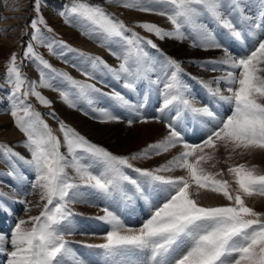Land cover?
<instances>
[{"label": "snow or ice", "instance_id": "obj_1", "mask_svg": "<svg viewBox=\"0 0 264 264\" xmlns=\"http://www.w3.org/2000/svg\"><path fill=\"white\" fill-rule=\"evenodd\" d=\"M124 8L165 16L172 25L171 30L160 26L140 22L136 27L144 29L160 40L191 39L192 47L203 50H222L223 58L209 61L213 65L208 70L217 71L216 64L227 66L226 74L209 83L210 94L217 101L229 106L230 114L220 118L208 106L197 107L187 95V89L180 80L183 72L180 62L160 52L158 45L151 39L133 31L123 21L101 5L91 0H72L69 12H60L68 23V16L74 17L82 29V35L94 39L99 46L107 48L119 64L108 65L102 57L81 52L64 41L49 39L41 31L48 27L42 15L33 19L28 27L34 31L27 43L22 58L13 52L6 61L5 83L9 86L8 114L14 125L25 135L22 142L30 157L24 158L4 144H0V162L7 163L9 175H14L17 160L29 165L35 178L29 195H38L39 200L22 201L26 213L32 208H40L38 215H28L19 219L10 234H0V255L6 257V264H85L77 258L70 247L66 235L73 234L68 225L72 218L81 215L71 207L74 204H86L100 207L104 215L95 217L108 225L103 243L84 245L99 249L104 264H264V212L249 206L247 198L264 197V174L257 172V166L246 163L231 165L227 172L233 177L228 180L217 179L223 175V169L211 173L204 164L215 160L214 153L222 147L228 153L249 154L264 152V39L249 54L233 56L227 47L221 44L214 32L204 22L210 17L236 40H242L246 33L264 27V0L258 15H249L244 11L240 0H156L164 5L156 8L152 0H105ZM34 12L39 14V0H34ZM238 11L240 20L234 21L232 13ZM3 17H0L2 19ZM241 27H237V24ZM46 47L51 55L63 58L65 51L77 52L84 58L83 66H72L81 72L87 80H77L71 74L59 71L44 59L34 47V43ZM156 49L171 69L164 83L163 112L170 108L181 112H190L195 116L208 117L214 125L198 143L184 140L181 132L172 122H166L167 135L160 141L148 145L141 152L130 157L117 156L103 147L92 144L75 129L59 122L63 141L54 134L51 126L34 110L28 102L34 96L42 105L51 106V101L42 95L38 88L57 91L69 107L76 108L81 100L93 103V95L102 93L94 83L96 73L106 70L116 79L124 81V86L134 89L135 83L149 78L154 63L146 47ZM57 47L61 50L58 52ZM24 60L34 63L39 73V81H31L22 72ZM64 62H68L65 60ZM205 67V65H201ZM238 70V71H237ZM59 78L60 84L52 81ZM216 87L212 88V84ZM224 84L222 90L219 85ZM225 91L227 94H225ZM110 97L136 112V119H128L131 126L135 122L147 123L139 109L119 92ZM101 122H119L121 117L106 110H99ZM87 114V113H85ZM55 119V113H49ZM156 122L160 117H153ZM177 146L182 151L171 160L155 169L135 167L131 162L137 159H150L159 156ZM64 147L65 151H61ZM206 149L213 150L206 152ZM227 163V160L225 161ZM215 167V163L212 164ZM126 169L138 174L130 176ZM182 170L179 176L163 175ZM202 190L218 194L229 203L221 206H203L191 191ZM152 187L159 201L152 202L147 191ZM90 191L95 200L105 202L119 196L131 200L133 196L148 202L153 210L150 217L139 227L125 224L123 219L108 203L98 205L85 194ZM131 193V194H130ZM85 234V233H82Z\"/></svg>", "mask_w": 264, "mask_h": 264}, {"label": "rangeland", "instance_id": "obj_2", "mask_svg": "<svg viewBox=\"0 0 264 264\" xmlns=\"http://www.w3.org/2000/svg\"><path fill=\"white\" fill-rule=\"evenodd\" d=\"M248 1L249 2L251 1V3H252L254 0H248ZM258 1L259 0H255L254 3H252V8H251L252 11L251 12L254 11V15L252 14L253 16H255V10L254 9L257 7V3H259V5L261 4L260 3L261 1H259V2ZM39 3H40V12H39V14H37L33 10L34 0H0L1 10L3 13L5 12L4 16L7 17L6 18L4 16H1L3 18L0 20V22H1V24H0V34H1L0 38L2 36L8 37L10 34H12L13 36L15 35L13 38L14 44L12 46H10V45H6V47L2 46L4 49V52L2 53V59L5 63V66H6V61L8 60L9 56L13 52L18 54V59L22 58V54L25 50V47H26L27 43L30 42L31 35L34 31L31 27H28V25H30V22L33 19L38 18V15H42L43 18L46 20L48 27H50L53 30L52 32H48L47 29L44 28L43 25H40L41 31L44 33V35L46 37H48L49 39L55 40V41H64L67 45H69L72 48L77 49L81 52L90 53L94 56L102 57L103 60L106 61L108 65L113 66V64L111 63V60H110V55L107 52L103 53L99 50H93L87 44H81L79 42H76L73 38H71L67 33L64 32L63 27H70V28L74 29L76 32H78L81 36H83L87 41L93 40L92 42H96V41H94V39H90L88 36L82 35V29L79 26V24L75 21L74 17L68 16L69 22L66 23L65 18L59 15L60 12H65L66 14L69 12V9H70L71 4H72V0H58L57 2H53V0H39ZM91 3L96 4V5H101L102 7H104L107 10V12L113 14L115 18L123 21L128 27L132 28L133 31L139 33L141 36H144L147 39L153 40L158 45V48L162 49L161 46L164 44L165 40L162 41V45H161V42H159L160 39L155 37L153 34L146 32L144 29L136 27V25L140 22H149V23L156 24V25L160 26L161 28L168 30V27L166 26L167 24L165 22H162L159 20H152V19H144V20L127 19L119 11V9L124 8L122 6H117L116 4L106 3L105 0H91ZM240 3L243 6L244 11H245L246 6L248 7V2L246 1V5H245L244 1L240 0ZM152 4L156 8H163L164 7V5L162 3H158V2H156V0H152ZM57 5H60V6H57ZM27 7L31 8L30 9L31 13L28 15L27 24L20 25L18 22H15L14 19L16 17L22 15V13L26 10ZM238 13H239L238 11H234L232 13V18H234ZM204 22L208 25V27L210 29L212 28V31H214V33H215L214 27H216V25H217L215 23V21H213L210 17H205ZM12 23H14V24H12ZM9 31H11V32H9ZM142 31H144V32H142ZM260 32L262 33L261 39H264V30L261 29ZM225 33L226 34H223V37L225 36V38H223L222 42H224V44H225L224 46L227 47L229 49V52L235 57H241V56H245V55L249 54L255 47H257L258 42L260 40V38H256L253 34L250 35V34L246 33L245 37H244V41H242V40L238 41L235 38L231 37L227 31ZM244 42L248 43V46L246 48H244V44H243ZM33 43H34L35 50L40 55H42L44 57V59L48 60L49 63L53 66V68H55L59 71L67 72V73L71 74V76L77 80H81V81L87 80V78L85 76H83L81 74V72L77 71V69L72 66L73 64H76L77 67L83 66V67L91 70L90 65L84 63V58L79 56V54L77 52L65 51L64 57L58 58V56H56V55H51L46 47L37 45V44H35V42H33ZM60 50H61V48L57 47V51L59 52ZM145 50H146V48H145ZM159 56L160 55L151 56L153 59V63H156V61H158ZM195 58L196 59H194V60H198L199 62L193 61L192 62L193 67L191 68V70H187V72H185V73L183 72V74L182 73L180 74V80H181L182 84L187 89L186 94L190 96V98L192 99L195 106H197V107L208 106L214 113H216V115L218 117H220V118L226 117L227 115H225V114H227L228 112L230 114L229 106L222 101H217V99L210 94V89H209L208 85L215 78L224 76L226 74V71L230 70V69H228L227 66H221L219 64H216L215 67L217 68V71H211L208 69L213 67V65L209 64L208 62L209 61H218L220 59H218L217 57H214V58L209 57V58H205V59L203 58L202 59L203 62H202L200 60L201 59L200 57H195ZM65 60H67L68 62L67 63L64 62ZM175 60H177L178 62L181 63V61H179L181 59L175 58ZM158 62L160 64H162V59H160V61H158ZM195 63H196V66H195ZM201 63H202V65H205V67H203L204 68L203 72L196 70L198 65ZM162 65H161L162 66L161 69H164L165 72L162 73L161 75L164 76V79H160V81H157L156 77L150 75L149 78H147V79H141V80L136 81L134 89H131V90L128 89V92H127V89L123 90L124 81L116 79L111 73H108L106 70L97 72L96 73V79L95 80H88V82L94 83L97 88L101 89V87H103V88L105 87V84H104L105 82L109 83V81H110L112 83L111 88L112 89L114 88L113 89L114 91H116V92L119 91V93L124 95L126 97V99L128 101H130V103H133L135 108L139 109L140 114L143 117L148 118V120H153L152 119L153 117L159 116L161 118L159 122H162L164 125L166 124V122H172L175 125V127L177 128V130H178V127L180 125L188 126V125H191L193 123L196 126L195 131L198 129H202V127L204 126L203 131H202L203 133L199 138H197V137L184 138L183 137L184 140L187 142L198 143L207 134L206 131L209 127L208 125L214 124V121H212L208 117L195 116V115L191 114L190 112H181L179 115H177V109L176 108H170V109L165 110L163 112L159 111V109L162 106L161 101L163 99V96H162L163 92L162 91L164 89L163 88L164 83L166 82V80L168 78V74L171 71V69L165 63ZM113 67H115V66H113ZM157 67L158 66L154 67V70H156ZM159 70H160V68H159ZM30 71L33 72L32 75H30V73H29ZM22 72L25 73L27 75L28 79L31 81H37L38 82L40 79L36 66L34 65L33 62H31L29 60H24ZM102 74L107 76L108 80L101 81V80H103ZM120 81H122V82L119 83ZM52 82L54 84H60L59 78H57V80L52 81ZM154 82H157L156 86H162L161 94L159 96L157 95L159 97V99H156V96L153 95L154 93H153V87H152L151 83H154ZM116 85H119V86L115 87ZM140 86H141L142 90L139 89ZM215 87H216V85L213 83L212 88H215ZM219 87L223 90L225 88V85L220 84ZM48 89L49 88H38L37 90L40 91L43 96H45L48 100L51 101L50 107L42 105L34 96H30L28 98V102L33 106L35 111H37L41 114V117L53 129L54 134L57 135L58 137H60L62 141H63V133L60 131V128H59V122L60 121H63L65 124L70 126L72 129H75L76 132H78L80 135L84 136L92 144L103 147L107 151H109V152H111L117 156L123 155L126 157H130L133 154L141 152L148 145L160 141V140L152 141V142L148 143L147 145H143L140 149H137L136 151L131 152L129 154L127 152H123V151L121 152L122 154L117 153V151L111 149L113 147L108 142H105V141L101 142L99 139L94 140L91 137H89L88 135H86L85 133L81 132L77 127H75L73 124L68 122L66 119H64V118L59 119L57 110L54 108V99L49 95ZM121 91H123V92H121ZM139 91H141V92H139ZM107 92H111V91H107ZM225 93L227 94L226 91H225ZM209 98H212L213 108L211 107V105H208V103H207L208 102L207 100ZM92 99H93L94 104H89L85 100H81V101L77 102V106L81 105L80 108L78 109L79 112L82 113L81 115H83L84 117H86L90 120L93 119V120L97 121V119H98L97 114H100L99 110H101L103 108L104 109L109 108L111 110L117 111L118 116L121 117L120 121L117 122V125L119 126V128L122 126H125V127L129 126V124L127 123L128 119H134V120L136 119V115L133 114V112L135 113V111L131 107H125V106L119 104L118 102H116L112 98L106 99L104 97V95L102 96L99 93H97V94L93 95ZM92 105H94V106H92ZM101 106H103V108ZM90 107H92V108H90ZM214 108H216V109H214ZM50 112L56 113L55 119H53L52 116H49ZM85 113H87V114H85ZM45 116H49V118H45ZM96 116H97V118H96ZM52 120L55 121V124L52 123ZM100 123H103V122H100ZM138 123L139 122H135L131 126H129V127H131V131H125V130L120 131V133L122 132L121 134L123 135V137L129 140L128 142L134 141L135 136H134V133H132V127L135 124L137 125ZM118 135H119V133H118ZM197 139H200V140H197ZM0 144L10 146L14 152L19 153L20 156L25 158V156H24L25 154L22 153L21 151H18L17 145L14 146L11 143V141H6V140L0 139ZM61 151L62 152L65 151V148L62 147ZM132 163L134 164L135 167L138 166L139 168H143V169H155V168L159 167L160 165L165 164L164 162H162L160 165H153V167L152 166L144 167L142 165H138V164L136 165L135 162H132ZM1 164L3 165L2 167H5V168L7 167V163L1 162ZM126 171L128 174L130 173L129 174L130 176H134V177L138 176V174L136 175V173L130 169H126ZM30 172H31V170H30ZM24 173H26V172H24ZM134 173H135V175H134ZM19 176H21V175L19 174ZM25 176H29V179H32L31 181L33 183V181H34L33 176H31L30 174H26V175H24V178H25ZM15 177H16V175H15ZM2 179H3V176L1 177V180ZM1 180H0V182H1ZM31 181H30V183H31ZM15 183H17L16 180L13 181V184H12L13 188L15 187L14 186ZM3 184L7 185V183H4V182H3ZM31 186H32V184H30V189H29L30 191H31ZM1 190H4V188L0 185V191ZM30 191H29V193H30ZM147 191L152 194V195H150L151 201L154 198H155L154 202H156L157 200L158 201L160 200V197L155 195V192H154L152 187H148ZM85 192H87V193H85V194H87V196H89L92 199H95V197L93 196V194L90 191L85 190ZM8 194H9L10 199L14 200L12 203L17 205L16 206L17 208L20 207L18 209V212H20V211L24 212L25 211V204L22 203V201H25L28 199L20 198V197H23V194L20 195L19 197H16L12 193L14 198L10 193H8ZM90 194H91V196H90ZM156 197H158V198H156ZM95 203L98 205H103L104 203H108L110 209L115 211L123 219V221L126 219L124 221L125 224L128 226L130 225L132 227L141 226L142 223L145 222L150 217L149 215H151L147 211L145 213L142 211L143 215H142L141 211L138 212V209L142 210L143 208H145L147 206V204L145 203V201L143 199L137 198L136 196H133V198L131 200H124V199H121L119 196H115L110 201L105 202L103 200H98V201L95 200ZM13 204H6V202L0 198V217L5 216V218H6L5 220L7 221L6 226H9L8 232L6 234H10L12 232L11 230H13V228H14L13 225H14V223L16 224V222H17V220L14 218V214H13V212L16 210L15 207L13 208ZM220 205H224V204H220ZM73 210L77 213H80L81 215H77V216L72 218L73 224L76 225L77 227H71V228L77 229L79 227L78 228L79 231L84 232L85 235L89 233V235H87V236H89V238L86 239L85 241H82L79 239L73 240L74 242L71 240L69 241L70 247L73 248V252H74L75 256L77 258L83 260L85 262V264H104V260H103V257L101 255V252L99 249L85 247L84 245H86V244L87 245H94V244L103 243L104 240L100 239L99 237H102V234H105L109 230L108 225H106L104 222L100 221L99 219L94 218V217H99L100 214L90 213L87 210H85L84 207L83 208L74 207ZM9 214H10V217H9ZM5 220L3 221L0 218V223L5 222ZM10 220L12 222H10ZM88 220H89V222H88ZM95 222H96V224H95ZM85 224H86V227H85ZM90 224H92V225H90ZM87 225H90V226L87 227ZM80 226H83V227L80 228ZM0 229L3 230L5 228H4V226L0 225ZM100 233H102V234H100ZM93 234H98V236L97 235L94 236ZM97 237L99 239H97ZM94 253H96V254H94ZM0 262H2L3 264H6V257L4 255H0ZM68 264H72L71 259H69Z\"/></svg>", "mask_w": 264, "mask_h": 264}, {"label": "bare ground", "instance_id": "obj_3", "mask_svg": "<svg viewBox=\"0 0 264 264\" xmlns=\"http://www.w3.org/2000/svg\"><path fill=\"white\" fill-rule=\"evenodd\" d=\"M57 1L58 0H53V2H57ZM243 1H244L245 5H246V1L248 2V7L246 6L245 13L249 14V15H252V14L254 15V11L251 12L252 11L251 8H252V3H254L255 0L252 3H251V1L249 2L248 0H243ZM259 1H261V0H259ZM57 6H60V5H57ZM30 9H31L30 7H27L26 10L22 13V15L16 17L14 19V21L18 22L20 25L27 24L28 15L31 13ZM254 10H255V15H258L260 13V11L262 10L261 4L259 5V3H257V7ZM119 11L127 19H131V20H139V19L140 20H144V19L159 20V21L165 22L167 24L166 26L168 27V30L172 29V25L170 24V22L167 20V18L165 16L140 12V11H136V10H132V9H128V8H122V9H119ZM4 14H5V12L4 13L2 12L1 4H0V17L4 16ZM4 17H6V16H4ZM233 20L239 21L240 20V13H238L233 18ZM0 24H1V22H0ZM12 24H14V23H12ZM237 26H238V28L241 27V25L239 23L237 24ZM214 28H215L214 34L217 37L218 41L221 44L225 45L224 42H222V40H223V38H225V36L223 37V34H226L225 33L226 30L220 26H217V25ZM261 29L264 30V27L257 29L254 33L250 32L247 34H250V35L253 34L256 38L261 39L262 38L261 37L262 33L260 32ZM63 30L71 38H73L76 42H79L81 44H87L93 50H99L103 53L107 52L110 55V60H111V63L113 64V66H117L119 64V61L109 53L107 48L99 46L97 42H92L93 40L87 41L83 36H81L78 32H76L74 29H72L70 27H63ZM211 30H212V28H211ZM9 32H11V31H9ZM142 32H144V31H142ZM0 36H1V34H0ZM14 36L12 34H10L8 37L2 36L0 38V139L6 140V141H11V143L14 146L17 145L18 151H21L22 153L25 154L24 155L25 158H29L30 153L24 147V145L22 143L26 139L25 135L22 132H20L18 128L15 127L13 118L11 117L10 114H8V109L10 107L9 86L5 83V79H4L7 69H6L5 63L2 59V53L4 52V49L2 46H5V47H6V45L12 46L14 44V40H13ZM244 37H245V35H244ZM162 41L163 40H159V42H161V45H162ZM242 41H244V38L242 39ZM191 43H192V41L190 39H184L183 41H180V40L168 38V39H165L164 44L161 46L162 49H159V50L163 54H166L168 57H171L173 59H175V58L181 59L179 61H181L180 64H181V67H182L184 73L187 72V70H191V68L193 67V65H192L193 61L194 62L198 61V60H194V59H196L195 57H200L201 58L200 60L202 61L203 58L205 59V58H209V57H212V58L217 57L218 59H221L224 56V53L222 50H203L202 48H199V47H192ZM243 44H244V48H246L248 46V43L244 42ZM146 51L149 52L150 56L160 55V52H157L156 49H151L150 46L146 47ZM160 59H162V64H164L165 62H164V59L161 55L159 56L158 61H160ZM158 61H156V63H154V67H156V66H158V67L156 68V70H154L152 73H150L149 76L150 75L154 76V77H156L157 81H160V79H164V76L161 74L164 73L165 71H164V69H161V67L163 65L160 64ZM201 65H202V63L198 65L196 70L203 72L204 68L201 67ZM195 66H196V63H195ZM159 68H160V70H159ZM183 72H182V74H183ZM29 73H30V75L33 74V72H31V71ZM102 79L103 80H101V81L108 80V77L105 76L104 74H102ZM121 82L122 81H120L119 83H121ZM104 84H105V87L104 88L101 87V92L109 94V95H104V97L106 99L111 98L110 94L112 92H114V90H113L114 88L113 89L111 88L112 83L109 81V83L105 82ZM151 84L153 87V93H154L153 95L156 96V99H159L158 96L161 94L162 86H156L157 82H154ZM117 86H119V85H116L115 87H117ZM124 88H123V90L127 89V92H128V88H126L125 86H124ZM139 89L142 90L141 86L139 87ZM107 91H111V92H107ZM121 92H123V91H121ZM139 92H141V91H139ZM48 93L54 99V108L57 110L59 119H61V118L66 119L68 122H70L75 127H77L81 132L85 133L86 135H88L89 137H91L94 140L99 139L101 142H104V141L108 142L113 147L111 149L117 151V153L122 154L121 152L123 151V152H127L129 154L131 152L136 151L137 149H140L143 145H147L148 143H150L152 141L161 140L163 137H165L167 135V129L162 122H156L155 120H148L149 122H147V123H140V124L138 123L137 125L135 124L132 127V133H134V136H135L134 141L128 142L129 140L124 138L123 135L121 134L122 132L120 133V131L121 130L131 131V127L122 126L119 128V126L117 125V122L100 123L101 119L103 118L101 116V114H97V116H98L97 121H95L93 119L90 120V119L84 117L83 115H81L82 113L79 112L78 109L80 108L81 105L77 106L76 108L69 107L68 104L62 100V98L60 97L58 92L53 91L51 89H48ZM92 104H94V103H92ZM131 105H133V103H131ZM92 106H94V105H92ZM101 107L103 108V106H101ZM90 108H92V107H90ZM106 110L118 115L116 110H111L109 108H106ZM50 113H53V112H50ZM133 114L136 115V112L135 113L133 112ZM228 114H229V112L225 115H228ZM49 116H45V118H49ZM97 116H96V118H97ZM55 117H56V115H55ZM52 123L55 124V121L52 120ZM213 125L214 124L208 125L209 127H208L206 133L208 132V130L210 128L213 127ZM203 128H204V126L202 127V129L196 130L193 135H189L188 137L193 138L196 136L197 138H199L203 133L202 132ZM118 133H119V135H118ZM197 140H200V139H197ZM180 151H182V147L177 146L176 148L171 149L169 152L163 153L159 156L152 155L150 159H137V160H133L132 162H135L136 165L138 164V165H142L144 167H148V166L153 167V165H160L162 162L166 163L167 161L171 160L172 157L174 155L178 154ZM212 151L213 150H211V149H206V152H212ZM214 155H215V160L209 161L208 163L204 164V167H205L206 171L211 172V173H216V172H219L221 169H223L224 170L223 175L217 176L216 177L217 179H222V180L226 179L230 183H232L233 177L227 172V168L231 165H235V164H239V163H246L249 167L255 165V166H257V172L260 174H264V152L257 151L254 153H249V154H244V155L233 154L231 159H228V153H226L224 151V149L221 147L219 149V151H216L214 153ZM226 160H227V163H225ZM213 163H215V167H212ZM2 166L3 165L0 162V180H1V177L3 176V179L0 182V185L4 188V190L0 191V198L2 200H4L6 202V204H13L12 202L14 201V200L10 199L8 193H10L12 196L14 194L16 197H19L20 195L23 194V197H20V198L28 199V201H32L33 203H35L39 200L38 195H29V191H30L29 189H30V184H32V181H31L32 179H29V176H25V178H24V175H26V174H30L31 176H33L35 178V174L29 165L24 163L22 160L16 161L14 175H8V173L10 171L8 164H7L6 168L2 167ZM136 167H138V166H136ZM30 170H31V172H30ZM24 172H26V173H24ZM19 174L22 177L19 176ZM161 174L179 176V175H184L185 173L182 170H177L176 172H173V173H161ZM15 175H16V177H15ZM134 175H135V173H134ZM136 175H137V173H136ZM132 177H134V176H132ZM136 177H138V176H136ZM14 180H16L17 183L14 184L15 187L13 188L12 184H13ZM30 181H31V183H30ZM3 182L7 183V185H4ZM232 187L235 188L236 185L234 183H232ZM191 191L193 193L194 198H196L204 206H221L220 204L226 205L227 203H229L222 196L215 194V193H212L208 190H202L200 195L197 196L195 193V185L194 184H193ZM85 193H87V192H85ZM90 196H91V194H90ZM13 198H14V196H13ZM156 198H158V197H156ZM154 199H152V202H154ZM96 201H98V200H96ZM246 202L249 206L253 207L257 211L264 212V197L254 196L252 198H247ZM145 203L147 204V206L145 208H143L142 210L138 209V212L141 211V213H142V211H143L145 213L147 211L151 214V212L153 210L152 206L146 201H145ZM16 206L17 205L13 204V208L14 207L16 208V210L13 212V214H14V218L17 221L19 219H27L28 215H38L39 214L40 208L34 207V208H32V211L30 213H26V211L18 212V209L20 207L17 208ZM71 207H73V208L74 207H77V208H83L84 207V209L90 213H97V214H100V216L104 215V213L101 211L100 207H90L86 204H80V203L74 204ZM142 215H143V213H142ZM9 217H10V214H9ZM0 218L3 221L6 219L5 216H1ZM6 222L7 221L5 220V222L0 223V225L4 226V228H5L3 230L0 229V234H6L8 232L9 226H6ZM10 222H12V221L10 220ZM88 222H89V220H88ZM92 224H90V225H92ZM95 224H96V222H95ZM90 225H87V227ZM14 226H15V223H14L13 227ZM71 227H77V226L72 223L71 225H68V228L72 229ZM82 227L83 226H80V228H82ZM85 227H86V224H85ZM78 228L72 229L73 234L66 235L65 238L68 239L69 241L70 240L73 241L75 239L85 241L86 239H88L89 236H87V235H89V233L86 235L82 234L84 232L79 231ZM100 234H102V233H100ZM93 235L98 236V234H93ZM103 236H104V234H102V237H99V238L103 239ZM99 238L97 237V239H99ZM0 264H3V263L0 262Z\"/></svg>", "mask_w": 264, "mask_h": 264}]
</instances>
